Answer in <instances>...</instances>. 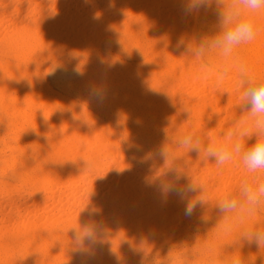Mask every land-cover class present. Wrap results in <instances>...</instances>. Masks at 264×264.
<instances>
[{
  "label": "bare ground",
  "instance_id": "bare-ground-1",
  "mask_svg": "<svg viewBox=\"0 0 264 264\" xmlns=\"http://www.w3.org/2000/svg\"><path fill=\"white\" fill-rule=\"evenodd\" d=\"M106 2L14 0L0 11V264H135L148 250L159 264H178L184 243L192 244L188 264H264V247L245 236L264 230V217L219 209L225 196L240 198L242 165L218 166L182 143L191 136L203 148L247 115L232 82L218 86L195 54L221 31L231 0L200 8L188 0ZM9 9L19 14L10 24ZM103 40L135 65L102 52ZM64 52L77 56L52 70L59 94L39 73ZM203 54L222 67L217 49ZM239 58L264 73V15Z\"/></svg>",
  "mask_w": 264,
  "mask_h": 264
},
{
  "label": "clouds",
  "instance_id": "clouds-1",
  "mask_svg": "<svg viewBox=\"0 0 264 264\" xmlns=\"http://www.w3.org/2000/svg\"><path fill=\"white\" fill-rule=\"evenodd\" d=\"M210 2L191 0L190 7H205ZM262 15L264 0H231L228 9L220 13L221 31L210 45L201 44L195 50L197 56L209 46L219 51L222 67L214 70L202 65L201 71L205 75L211 74L218 86L230 80L237 93L239 107L247 114L223 139L210 138L203 148L199 141L193 143L191 136L182 141L193 150H203L206 156L214 158L218 166L237 160L245 170L246 179L240 186V198L227 195L219 202V209L225 214L251 216L264 208V73L256 72L247 60L237 59L238 49L255 39L256 19ZM253 137L254 143L249 144ZM187 190H195V185H189ZM194 207L195 201L189 202L186 213L190 214ZM83 235L90 236L91 233L85 230ZM245 236L264 247V230L253 228Z\"/></svg>",
  "mask_w": 264,
  "mask_h": 264
},
{
  "label": "rangeland",
  "instance_id": "rangeland-1",
  "mask_svg": "<svg viewBox=\"0 0 264 264\" xmlns=\"http://www.w3.org/2000/svg\"><path fill=\"white\" fill-rule=\"evenodd\" d=\"M189 2H188V4L190 5L191 4V0H188ZM12 2H14V0H11V1H8V0H0V11H4L5 9H7L6 7H5V5L7 4V3H9V4H12ZM97 2H98V4H99V6L100 7H104V5H107V2H106V0L104 1V0H97ZM23 5V6H22ZM7 6V5H6ZM25 6H27L26 4H25V2H23L22 1V4H18V6L16 5V7L15 8H19V12H20V15L23 13L22 11H24V9L26 8ZM180 4H177V5H175V6H173L174 8H175V10L177 9H179L180 10ZM20 7H21V11H20ZM23 7H25V8H23ZM13 9H9V10H7V11H9V12H6V14L7 15H5V17H7V18H5V22H8V21H10L11 20V23L13 22V20H17L16 18H18L19 19V14H18V9H15V10H13ZM169 10H171V8L170 7H167L166 8V11H169ZM87 13V10H85V14ZM94 13H97V11H95L94 10ZM16 14H18L17 16H16ZM84 14V13H83ZM108 14L109 15H112L113 14V11H109L108 12ZM10 18V19H9ZM15 18V19H14ZM9 24H10V22H8ZM113 23L114 24H116V22H114L113 21ZM103 43H104V45H103ZM102 47V48H101ZM103 47H105V48H103ZM100 48H101V50H102V52H105L106 54H110L112 57H114V58H116V59H118L119 61H121V62H123V63H125L126 65H129V66H134L135 64L134 63H136L137 61L136 60H134V59H132V58H130V57H123V56H120L117 52H115V51H108L107 49H108V46H107V43H106V41L105 40H103V41H101V43H100ZM199 47L197 46V45H195V50L196 49H198ZM119 55V56H118ZM75 56H77V53H73V52H64V53H62V54H60L59 56H57L56 58H54V59H52V60H47V61H45V63L46 64H48V65H46L45 63L43 64V68L40 70V73H39V77L41 76L40 74L42 73V78L40 77V79H43L42 80V82H44L50 89H51V91L53 90V92L55 93H59V94H62L63 92L59 89V88H57L56 86H54V84H53V82H52V80H51V74H52V72L54 71V70H56V69H59V68H57V67H60V68H65L66 66H67V62L70 60V59H72L73 57H75ZM198 58H199V60L201 61V63L203 64V65H206V66H208L209 68H211V69H217V63L216 62H210V61H208L207 59H205L206 57L204 56V54H202V55H200V56H198ZM66 59H68V60H66ZM63 60V61H62ZM131 60V61H130ZM133 64V65H132ZM213 64V65H212ZM67 68V67H66ZM43 70H45V71H43ZM53 70V71H52ZM73 70H75V71H79V68L78 67H74L73 68ZM44 73V74H43ZM76 80H75V83H77L79 86H81L82 87V81H81V79H82V77L79 75V74H76ZM80 80V81H79ZM80 83V84H79ZM102 93V94H101ZM105 93H107V91L106 90H98L97 91V94L99 95V96H101V95H107V94H105ZM103 97V96H102ZM73 99H76L77 100V97H72ZM92 111H93V113L95 114V115H98V116H103V112L101 111V112H96V111H94L93 109H91ZM0 133H2L3 134V136L4 137H6L7 136V132H6V130H4V129H1L0 128ZM121 131V130H120ZM6 135V136H5ZM119 147H120V150L123 152V155L125 156V157H127L128 159H129V161L130 162H132V163H134L135 162V160H134V158H132L131 157V155H130V153L127 151V149H126V147H125V144H124V142H122V141H120L119 142ZM164 171L162 170V173H163ZM165 173V172H164ZM174 178H176V175L175 176H173ZM102 188V187H101ZM100 188V190H102ZM32 203L33 202H30L29 204H28V206L27 207H30L31 205H32ZM263 211H264V208H261L260 210H259V212L257 213V215H259V216H262V217H264V213H263ZM7 211L5 210L4 212H2V213H6ZM256 214V213H255ZM197 216V215H196ZM194 216L193 218L194 219H191V221H190V223H189V230H190V232H192V233H195V232H198L199 231V216ZM196 217V218H195ZM91 218L94 220V221H101V219L99 218V216H98V214H97V212L94 210V211H92L91 212ZM185 246V247H184ZM192 246V244H190V243H184V244H182V250L183 251H185L186 250V248H189V247H191ZM185 249V250H184ZM182 250L181 251H179L178 252V254L177 255H180V256H177V261H178V264H188L187 262V253H186V251L185 252H182ZM185 253V255H183ZM183 255V256H182ZM186 257V258H185ZM150 258V259H149ZM145 260V261H144ZM150 262H149V261ZM154 260V261H153ZM159 260H160V257L159 256H157V255H155L154 254V252L152 251V250H148V251H145V252H143V253H141V255H140V257L138 258V260L135 262V264H159ZM212 259L210 258V257H205V258H203V260L201 261V262H199V263H197V262H194L195 264H203L204 262H209V261H211ZM148 261V262H147ZM183 261V262H182ZM187 261V262H186ZM147 262V263H146ZM193 263V264H194Z\"/></svg>",
  "mask_w": 264,
  "mask_h": 264
}]
</instances>
